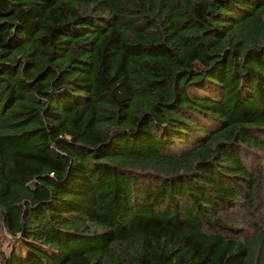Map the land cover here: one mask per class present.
I'll use <instances>...</instances> for the list:
<instances>
[{
  "label": "trees",
  "instance_id": "16d2710c",
  "mask_svg": "<svg viewBox=\"0 0 264 264\" xmlns=\"http://www.w3.org/2000/svg\"><path fill=\"white\" fill-rule=\"evenodd\" d=\"M0 264H264V0H0Z\"/></svg>",
  "mask_w": 264,
  "mask_h": 264
},
{
  "label": "rangeland",
  "instance_id": "374dc122",
  "mask_svg": "<svg viewBox=\"0 0 264 264\" xmlns=\"http://www.w3.org/2000/svg\"><path fill=\"white\" fill-rule=\"evenodd\" d=\"M12 241H13V240L9 238V242H12ZM6 246H7V243H6ZM9 246H11V244L8 245V247H9ZM8 252H9V251H8Z\"/></svg>",
  "mask_w": 264,
  "mask_h": 264
}]
</instances>
